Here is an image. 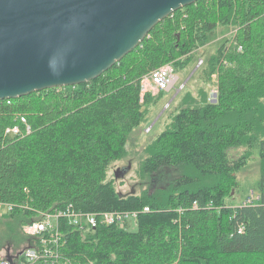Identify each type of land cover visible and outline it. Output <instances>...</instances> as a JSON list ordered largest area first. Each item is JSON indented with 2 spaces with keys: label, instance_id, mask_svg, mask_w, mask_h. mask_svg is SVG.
Masks as SVG:
<instances>
[{
  "label": "trees",
  "instance_id": "16d2710c",
  "mask_svg": "<svg viewBox=\"0 0 264 264\" xmlns=\"http://www.w3.org/2000/svg\"><path fill=\"white\" fill-rule=\"evenodd\" d=\"M230 23L236 44H221L204 69L208 79L218 74L216 99L209 89L183 95L143 148L136 173L146 187L120 193L111 170L147 119L151 95H142V81L167 63L177 73L187 68ZM21 116L31 132L6 135L16 124L25 129ZM241 146L259 152L261 197L233 206L242 161L230 151ZM0 201L22 229L69 204L139 212L135 230L127 222L80 230L60 219L61 259L73 264H264V0H200L95 80L0 101Z\"/></svg>",
  "mask_w": 264,
  "mask_h": 264
},
{
  "label": "water",
  "instance_id": "95a60500",
  "mask_svg": "<svg viewBox=\"0 0 264 264\" xmlns=\"http://www.w3.org/2000/svg\"><path fill=\"white\" fill-rule=\"evenodd\" d=\"M198 1L0 0V100L95 80Z\"/></svg>",
  "mask_w": 264,
  "mask_h": 264
},
{
  "label": "rangeland",
  "instance_id": "374dc122",
  "mask_svg": "<svg viewBox=\"0 0 264 264\" xmlns=\"http://www.w3.org/2000/svg\"><path fill=\"white\" fill-rule=\"evenodd\" d=\"M237 33V27L233 23H230L219 25L209 35L207 44L195 50L194 58L188 67L177 73L179 77L178 85L182 82L186 83L185 89L177 96L175 95V91L172 90L170 92L159 93L153 97L151 93L152 86L148 84L149 88L143 95L144 97L148 94L151 95L150 103L145 106L148 109L147 119L140 126L138 130L139 134H135L133 138L135 140L129 145L130 155L122 161L117 162L111 170L113 171L118 168L124 170V173L119 174V177L115 181L117 191L124 195L133 192L137 194L146 187L136 173L142 158L144 146L166 128L167 124L171 121L172 109L183 95L191 93L197 96L200 89L211 90L215 88V83L217 82L215 80L218 79V74L215 72L214 76L208 79L204 73V69L207 68L209 59L216 53L221 44L228 43L230 46L236 44ZM200 59L203 60L202 65H199ZM168 103L169 107H166ZM151 125L152 130L148 134L144 131V128ZM230 154L233 160L242 161V165L236 175V189L231 191L232 196L229 199V205L235 206L240 204L251 192L258 194L257 186L261 177V158L258 150L250 149L247 146L234 148L230 151ZM128 163H130V166L127 165ZM110 177H113V173L111 172ZM6 213V207L0 205V252L5 256H7L8 252L11 255L17 254L30 245L29 236L23 232L22 226L20 224L16 226L15 220L10 219ZM127 223H130V230L136 229L134 220H129Z\"/></svg>",
  "mask_w": 264,
  "mask_h": 264
},
{
  "label": "built area",
  "instance_id": "2783aa9c",
  "mask_svg": "<svg viewBox=\"0 0 264 264\" xmlns=\"http://www.w3.org/2000/svg\"><path fill=\"white\" fill-rule=\"evenodd\" d=\"M209 1V0H206ZM241 48V47H240ZM203 60L200 59L199 65H202ZM214 76V75H213ZM217 81V80H215ZM179 77L171 63L164 64L151 72L148 77L142 81V95L148 90V84L152 86L151 93L153 96L159 93L175 91V95L181 93L185 89V82L178 85ZM150 92V91H149ZM216 88L213 90L211 97L214 98ZM13 99H6L7 104H11ZM2 101V100H0ZM169 107V103L166 107ZM21 123L25 125L23 130L19 124L7 127L5 134L9 136L20 135L31 132V127L27 123L24 116L20 117ZM151 126H146L144 131L150 133ZM260 194L251 192L239 205H254L260 201ZM0 205L6 207L7 211L12 209V206L4 204L0 201ZM149 207H144L142 212H149ZM139 212L137 211H105V212H83L74 209L72 204L63 209L52 213H42V219L32 221L23 226V232L29 237L36 239V245L27 247L23 250L19 257H15V264H73L68 259H61L60 249L63 245L62 233L60 232L59 221L65 219L70 225H73L80 230H92L99 225H121L123 226L129 220H136ZM242 230V229H241ZM0 264H10L7 256L0 252ZM92 264V262L90 263Z\"/></svg>",
  "mask_w": 264,
  "mask_h": 264
},
{
  "label": "crops",
  "instance_id": "0c3cea01",
  "mask_svg": "<svg viewBox=\"0 0 264 264\" xmlns=\"http://www.w3.org/2000/svg\"><path fill=\"white\" fill-rule=\"evenodd\" d=\"M215 85H216V83H215ZM215 88H212L209 92H213V90H214ZM211 95V94H210ZM237 205H239V204H237ZM236 206V205H235ZM18 254V253H17ZM17 254H14V256L15 255H17Z\"/></svg>",
  "mask_w": 264,
  "mask_h": 264
}]
</instances>
